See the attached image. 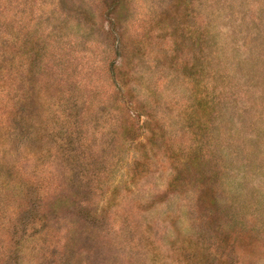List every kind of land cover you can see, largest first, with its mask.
Returning a JSON list of instances; mask_svg holds the SVG:
<instances>
[{
	"label": "rangeland",
	"instance_id": "1",
	"mask_svg": "<svg viewBox=\"0 0 264 264\" xmlns=\"http://www.w3.org/2000/svg\"><path fill=\"white\" fill-rule=\"evenodd\" d=\"M0 264H264V0H0Z\"/></svg>",
	"mask_w": 264,
	"mask_h": 264
}]
</instances>
